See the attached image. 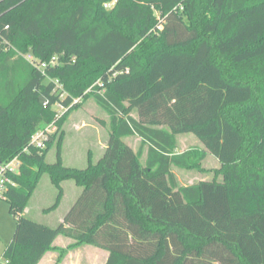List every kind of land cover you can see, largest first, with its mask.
Here are the masks:
<instances>
[{"label":"trees","instance_id":"16d2710c","mask_svg":"<svg viewBox=\"0 0 264 264\" xmlns=\"http://www.w3.org/2000/svg\"><path fill=\"white\" fill-rule=\"evenodd\" d=\"M9 44L57 64H28L16 92ZM2 92L0 161L21 159L15 187L0 196L16 223L4 264H38L50 251L60 264L82 245L108 252L105 264H264V0H0ZM91 96L109 117L101 158L62 163L67 112L42 153L22 154L53 122V104ZM189 133L203 146L199 160L218 161L221 180L177 185L171 168L193 162L176 152V137ZM133 135L137 152L125 142ZM43 175L57 190L49 210L63 181L82 189L55 227L24 216ZM59 236L75 243L58 249Z\"/></svg>","mask_w":264,"mask_h":264},{"label":"rangeland","instance_id":"374dc122","mask_svg":"<svg viewBox=\"0 0 264 264\" xmlns=\"http://www.w3.org/2000/svg\"><path fill=\"white\" fill-rule=\"evenodd\" d=\"M112 6L113 5L103 6V9L106 11ZM153 12L157 17L160 15L159 11L156 9H154ZM15 16L16 18L19 17L16 14ZM6 48L8 49L7 52H13L10 61L15 64L14 84L16 92H18L28 81L29 73L27 65L30 63H28L25 58L29 54L31 56L33 55L30 52H27V54L22 53L19 48L12 44H9ZM4 95L3 92L0 94V103L3 106L8 104V101L4 99ZM72 107H74V109H72ZM72 107L68 109L67 115L62 123L61 133H63V136L61 143V158L65 166L79 169L86 166L89 157L94 161L102 157V152L108 141L107 137L110 124L108 115L97 105L94 96ZM130 115L136 118L135 112H131ZM176 138V152H188L191 154V161L193 162L191 168L188 170L179 169L177 167L171 168L178 186H191V184L212 179L221 180V175L217 174V171L220 170V165L211 154L206 153L205 158L199 160V155L201 154L200 152L203 151V146L196 137L189 133L178 135ZM56 140L57 138L54 139L45 157L46 161L49 163H54L56 160ZM125 142H127L135 152L141 148V139L136 135L127 137ZM141 155V160L144 162L146 159V147L142 148ZM61 186L64 196L62 195L57 208L49 210L53 207L52 205L55 202L57 190L54 188L48 175L41 176L32 197L26 205L24 216L31 221H35L47 227H55L61 223L66 212L72 207V204L82 190L76 187L72 181H63ZM15 227V219L9 212L8 203L4 200H0V264H4L2 252L11 241ZM60 240L58 245L62 247H65L67 243L71 242L66 237H62ZM83 248L81 249L78 247L74 249L77 251V254L75 257L69 259L73 264H101V260L103 259L100 255L105 253L103 250L91 246H84ZM96 252H99L100 255L94 254ZM72 262L70 264H72Z\"/></svg>","mask_w":264,"mask_h":264},{"label":"built area","instance_id":"2783aa9c","mask_svg":"<svg viewBox=\"0 0 264 264\" xmlns=\"http://www.w3.org/2000/svg\"><path fill=\"white\" fill-rule=\"evenodd\" d=\"M115 2L108 3L105 7L114 5ZM160 28V27H159ZM6 50H8L6 48ZM28 63H30L33 67L37 68L38 70H44L48 65L55 66L57 64L55 58L50 59L47 63H40L37 59H35L30 54L25 58ZM126 72H128L126 70ZM95 85L102 86L100 81H97ZM91 92V88L86 90L84 93ZM53 93L60 94V100L65 99L67 94L62 90V86L56 83V87L54 88ZM100 95H103V91H98ZM82 102V98L78 97L77 99H73L71 104L68 106H64L60 102H56L51 106L52 110L55 111V117L53 122L46 125V127L38 129L33 135H31L28 146L23 149L22 154H29L30 151L33 149L39 153H42L46 149L47 141L50 136L54 135L58 131V127L56 126V122L61 119V117L68 111L69 108L72 106L77 105L78 103ZM43 107L49 105V100L45 99L43 101ZM21 166V159H19V155H16L12 160L1 162L0 161V196H3L6 192L8 187H15V183L13 182V177L19 174V168Z\"/></svg>","mask_w":264,"mask_h":264},{"label":"crops","instance_id":"0c3cea01","mask_svg":"<svg viewBox=\"0 0 264 264\" xmlns=\"http://www.w3.org/2000/svg\"><path fill=\"white\" fill-rule=\"evenodd\" d=\"M146 147V153H147V146H145ZM144 147V148H145ZM104 149H105V147H104ZM104 151V150H103ZM134 151V150H133ZM103 153V152H102ZM146 157H147V155H146ZM75 185V184H74ZM63 196H64V194H63ZM62 237H57L56 239H55V241L53 242V246L54 247H56V248H58V249H66V247H68L69 245H71V244H74L75 243V241L74 240H72V239H70V238H68V240H70L71 242L70 243H67L66 245H65V247L63 246H59L58 245V243L61 241L60 239H61ZM84 246H89V245H82L80 248L82 249ZM92 247V246H91ZM94 248V247H93ZM84 249V248H83ZM97 249V248H96ZM99 249V248H98ZM86 250V249H85ZM99 250H102V249H99ZM77 251L76 250H70V251H68V252H66L67 254H66V256L62 259V261H61V263L60 264H70L72 261H70L69 259L71 258V257H75V255L77 254L76 253ZM100 252V251H99ZM99 252H96V253H94V254H96V255H98L99 254ZM103 252H105V253H102V255H100L101 256V258L103 259V260H101V264H105V262H106V260H107V258H108V256H109V253L108 252H106V251H104L103 250ZM59 258V253H57L56 251H50V252H48V253H46V255L38 262V264H56V262H57V259ZM72 264H73V262H72Z\"/></svg>","mask_w":264,"mask_h":264}]
</instances>
